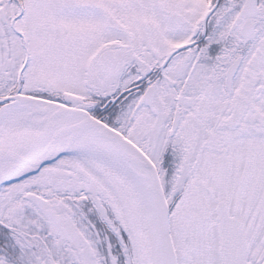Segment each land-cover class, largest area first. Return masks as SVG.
<instances>
[{"label":"snow or ice","instance_id":"6c2138e0","mask_svg":"<svg viewBox=\"0 0 264 264\" xmlns=\"http://www.w3.org/2000/svg\"><path fill=\"white\" fill-rule=\"evenodd\" d=\"M0 264H264V0H0Z\"/></svg>","mask_w":264,"mask_h":264}]
</instances>
